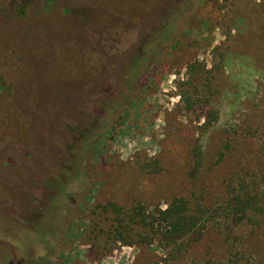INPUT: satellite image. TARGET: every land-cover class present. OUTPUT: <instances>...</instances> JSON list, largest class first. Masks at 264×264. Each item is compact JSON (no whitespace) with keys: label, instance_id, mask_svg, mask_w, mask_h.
<instances>
[{"label":"rangeland","instance_id":"374dc122","mask_svg":"<svg viewBox=\"0 0 264 264\" xmlns=\"http://www.w3.org/2000/svg\"><path fill=\"white\" fill-rule=\"evenodd\" d=\"M0 264H264V0H0Z\"/></svg>","mask_w":264,"mask_h":264},{"label":"trees","instance_id":"16d2710c","mask_svg":"<svg viewBox=\"0 0 264 264\" xmlns=\"http://www.w3.org/2000/svg\"><path fill=\"white\" fill-rule=\"evenodd\" d=\"M107 209L109 211L112 209L116 213L110 223L111 229H107L112 234L114 243L127 241L125 240L127 232H125L124 223L119 221L122 216L119 215L120 209H117L112 204H109ZM156 215V219H153L155 218L154 214L150 217V213L147 214L142 211H135L130 215H125V220L128 219L129 222H127V225H129V229H127L130 230L131 234L141 239L148 238L152 240L158 236L160 242H174L173 245L180 242L184 244L185 240L189 241L193 237L195 238L196 235L203 233L200 230L202 220L195 213L191 212L190 204L183 199L172 202L166 210L158 211ZM131 237H128L129 240H133ZM172 260L177 261L176 259Z\"/></svg>","mask_w":264,"mask_h":264}]
</instances>
